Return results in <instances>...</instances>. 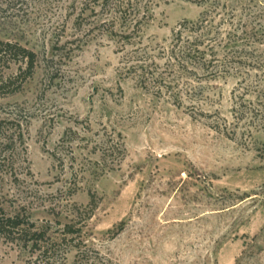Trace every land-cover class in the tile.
I'll return each instance as SVG.
<instances>
[{
  "label": "rangeland",
  "instance_id": "obj_1",
  "mask_svg": "<svg viewBox=\"0 0 264 264\" xmlns=\"http://www.w3.org/2000/svg\"><path fill=\"white\" fill-rule=\"evenodd\" d=\"M151 2L128 41L90 0H0V40L37 54L31 77L0 63L19 77L0 96V210L57 236L82 228L99 264H264V0H219L211 18ZM204 14L203 69L161 74ZM78 242L50 264H76ZM37 262L0 238V264Z\"/></svg>",
  "mask_w": 264,
  "mask_h": 264
},
{
  "label": "trees",
  "instance_id": "obj_2",
  "mask_svg": "<svg viewBox=\"0 0 264 264\" xmlns=\"http://www.w3.org/2000/svg\"><path fill=\"white\" fill-rule=\"evenodd\" d=\"M92 1V13L97 16L98 12L94 7L99 6L105 17L101 24L103 26H112L113 28L121 25L126 31L120 35L122 39L128 41L133 40L141 31L143 24H146L150 19L151 0H90V2ZM192 1L200 5L208 4L212 14L210 18L215 17L219 7V0ZM89 6L91 5L89 4ZM207 22V14H204L198 22H185L180 26V29L174 34L171 49L168 52H161L162 55H167L169 60L166 70L161 74H167V72L169 74H192L194 71L197 72L203 69L205 56L203 46L206 36L211 34V32L205 33ZM213 39L210 42H213ZM212 53L214 55V52ZM6 60L7 62L15 61L27 64L28 77H31L37 63V54L17 43L0 40V63ZM139 67L143 71L146 70V67L148 70L150 69L149 71L154 70H151L152 67L145 64ZM18 79L19 77L5 78L1 75L0 96L5 93L2 92L3 89H10L14 81ZM163 80L164 78H161L160 81L158 79L156 83L161 85ZM237 112L240 115L239 120L247 119L245 109ZM21 126V123H17L18 136L22 139ZM82 233V228H77L74 224H66L57 236L51 233L47 227H38L35 223L30 222L28 218L19 212L7 215L3 210H0V238L23 241L25 245L30 244L33 252L38 254V258H41V262L35 264H50V261L55 259L60 243L66 241L68 237H71V240L79 239L80 241L74 245L78 249L76 264H99L101 260L97 256H91L90 252L92 250L82 240Z\"/></svg>",
  "mask_w": 264,
  "mask_h": 264
}]
</instances>
